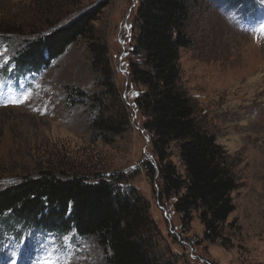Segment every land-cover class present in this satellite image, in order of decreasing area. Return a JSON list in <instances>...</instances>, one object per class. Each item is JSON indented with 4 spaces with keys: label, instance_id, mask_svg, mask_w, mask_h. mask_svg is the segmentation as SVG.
Returning <instances> with one entry per match:
<instances>
[{
    "label": "rangeland",
    "instance_id": "obj_1",
    "mask_svg": "<svg viewBox=\"0 0 264 264\" xmlns=\"http://www.w3.org/2000/svg\"><path fill=\"white\" fill-rule=\"evenodd\" d=\"M139 2L0 0V75L10 64V45L20 43L18 35L6 34L17 39L6 46L1 32L26 34L46 23L53 31L95 10L92 42L105 52L104 62H97L89 39L80 38L36 76L14 78L10 69V76H0L5 94L0 100L30 94L19 107H0V190L45 170L59 178L119 177L148 201L164 256L173 264H264V2L229 11L212 0H193L186 27L191 45L180 50V85L195 105L199 126L228 155L238 185L231 193L234 211L216 242L203 238L196 215L182 227L173 196L161 193L159 163L143 127L146 116L132 96L143 88L132 83L129 73ZM101 81L110 82L117 94L105 96V104L123 106L129 122L118 136L97 139L93 122L98 117L88 99L105 90ZM168 161L183 174L175 145ZM72 234L56 239L33 232L22 237L3 233L0 261L10 264L11 245L22 239L18 264H106L92 240Z\"/></svg>",
    "mask_w": 264,
    "mask_h": 264
},
{
    "label": "trees",
    "instance_id": "obj_2",
    "mask_svg": "<svg viewBox=\"0 0 264 264\" xmlns=\"http://www.w3.org/2000/svg\"><path fill=\"white\" fill-rule=\"evenodd\" d=\"M212 1L229 11L255 2ZM192 7L193 0H140L129 73L132 83L143 88L135 104L146 116L143 127L159 163L161 193L173 196V210L182 227L189 226L196 215L204 228L203 238L216 242L234 211L231 193L238 185L228 155L215 137L199 126L195 105L180 85V50L191 45L186 27ZM98 13H84L53 31L46 23L26 34L1 32L6 46L16 39L6 34L18 35L20 43L10 45L14 48L10 64L0 76H36L80 38L89 39L94 58L104 62L105 52L92 42L90 29ZM101 79L106 80V76ZM101 82L105 90L88 99L98 117L93 122L97 139L118 136L129 122L123 106L105 104V96L117 98V94L110 82ZM171 145L177 148L183 174L168 161ZM121 185L119 177L91 180L72 174L59 178L46 170L37 178L24 176L0 190V238L3 233L22 237L24 232H33L60 239L73 233L82 240H92L106 264H173L164 256L148 201L134 187Z\"/></svg>",
    "mask_w": 264,
    "mask_h": 264
},
{
    "label": "snow or ice",
    "instance_id": "obj_3",
    "mask_svg": "<svg viewBox=\"0 0 264 264\" xmlns=\"http://www.w3.org/2000/svg\"><path fill=\"white\" fill-rule=\"evenodd\" d=\"M262 2H264V0H262ZM133 6H135V5H133ZM261 27L264 28V24H262ZM0 88H3L2 84H0ZM4 95L5 94L2 91H0V96H4ZM139 95H141V93L134 92L132 94L133 97H137ZM29 100H30V94H28V93H24L20 97L15 98V99L5 97L4 99L0 100V107H5V108H7V107H19ZM133 107H134V105H133ZM10 183H15V182L13 181ZM120 187L123 188L124 185H121ZM71 203L72 202L69 201V209L71 208ZM24 243H25L24 240L18 239L14 244L11 245V251L8 255V261H10V264H18L17 253L21 252V246L24 245ZM0 264H4V262L0 261Z\"/></svg>",
    "mask_w": 264,
    "mask_h": 264
}]
</instances>
